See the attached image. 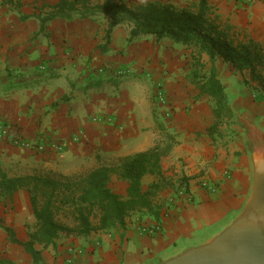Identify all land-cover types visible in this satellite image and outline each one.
<instances>
[{"label": "crops", "instance_id": "crops-1", "mask_svg": "<svg viewBox=\"0 0 264 264\" xmlns=\"http://www.w3.org/2000/svg\"><path fill=\"white\" fill-rule=\"evenodd\" d=\"M59 1L0 0V121L24 141L38 143L46 137L51 144L65 145L56 153L48 143L38 153L0 142V169L12 177L87 174L116 168L156 145L163 148L167 138L174 143L161 160L169 184L154 198L153 211L136 212L123 224L87 237L61 234L56 248L43 251L44 264H154L203 242L237 215L250 195L252 165L235 117L210 133L215 103L200 96L191 51L182 45L151 36L130 41L127 24L116 27L106 45L104 16L59 18L42 31L38 16L49 14ZM113 1L186 8L201 0ZM207 1L236 43L253 41L264 49V0ZM202 63L209 73L212 64L206 55ZM214 67L230 105L247 108V116L264 132V90L231 64L217 60ZM156 83L163 86L166 105L154 100ZM181 179L189 185V196L177 195ZM156 180L146 176L143 189ZM206 181L217 191H208ZM109 186L127 195L128 184L117 176ZM23 193L27 191L15 194L14 203ZM140 224H159L161 231L142 235ZM5 239L0 229V252L18 263L16 246ZM27 240L28 235L21 241Z\"/></svg>", "mask_w": 264, "mask_h": 264}, {"label": "trees", "instance_id": "trees-1", "mask_svg": "<svg viewBox=\"0 0 264 264\" xmlns=\"http://www.w3.org/2000/svg\"><path fill=\"white\" fill-rule=\"evenodd\" d=\"M95 16H104L108 20L106 45L110 43L113 30L127 24L130 41L151 36L158 42L168 40L191 51L195 68L193 81L200 96H207L215 103L216 121L210 133L225 121L234 119L226 87L214 67L217 60L231 64L236 73L247 72L250 81L264 90V49L253 41L236 43L228 28L213 15L207 0L186 8L162 2L128 6L123 1L113 0H60L49 14L38 16V19L43 31L45 25L55 19ZM106 47L103 46L102 51ZM203 55L212 64L209 73H201ZM166 140L163 148L156 145L154 150L128 159L116 168L100 167L87 174L12 177L0 169V203L13 202L16 193L27 191L35 219V228L28 234V240L21 241L0 215V229L7 235V241L22 248L33 264H44L43 251L56 248L61 234L87 237L93 232L123 224L136 212L153 211L154 198L169 184L163 175L161 160L170 152L174 140ZM113 175L128 184L125 197L110 188ZM149 175L157 180L144 190L142 181ZM1 264L16 263L5 261Z\"/></svg>", "mask_w": 264, "mask_h": 264}, {"label": "water", "instance_id": "water-1", "mask_svg": "<svg viewBox=\"0 0 264 264\" xmlns=\"http://www.w3.org/2000/svg\"><path fill=\"white\" fill-rule=\"evenodd\" d=\"M252 165V186L242 210L209 238L154 264H264V132L247 108L231 105Z\"/></svg>", "mask_w": 264, "mask_h": 264}, {"label": "rangeland", "instance_id": "rangeland-1", "mask_svg": "<svg viewBox=\"0 0 264 264\" xmlns=\"http://www.w3.org/2000/svg\"><path fill=\"white\" fill-rule=\"evenodd\" d=\"M201 71V69H198ZM126 73V72H125ZM125 73L121 74L122 76L125 75ZM201 73H204V69L201 71ZM159 83H156L154 88H156V85ZM154 100L157 102V98L154 95ZM231 97V95H230ZM62 175L58 172H51L46 175L40 174V176H58ZM65 176V175H64ZM69 176V175H66ZM24 198L19 197V203L13 202H1L0 203V215L4 220V224L6 226H9L13 228L17 234V237L22 240L23 237L28 235L31 231L35 228V219L32 214V209L29 203V195L28 193H23ZM20 196V195H19ZM68 224H71L72 222H67ZM7 240V235L5 234ZM10 244V243H9ZM16 251L14 253V259L17 260L18 263L16 264H33L32 259L25 254L22 248L16 246ZM6 253V252H5ZM50 253V252H49ZM19 256L21 259H19ZM8 261L7 258H5V255L0 252V264L1 262Z\"/></svg>", "mask_w": 264, "mask_h": 264}, {"label": "built area", "instance_id": "built-area-1", "mask_svg": "<svg viewBox=\"0 0 264 264\" xmlns=\"http://www.w3.org/2000/svg\"><path fill=\"white\" fill-rule=\"evenodd\" d=\"M242 2L246 4H251L252 0H241ZM125 72H120V74H123ZM154 95L157 98V103L161 105L167 104V96L163 90V86L161 83L156 85V88L154 90ZM45 140H41L38 143H33L29 141H24L20 137H17L13 134L12 130L9 126L2 123L0 121V142H6L8 144H13L16 146L26 147L27 149L35 150L38 153H44L46 151L47 144H51V140H48V138H43ZM74 141L78 140L77 138H73ZM51 146L55 149V152L58 153L63 150L65 147L64 143H53ZM203 186L210 192L217 191V186L210 183V182H203ZM177 195L178 196H189V185L186 181L181 179L177 182ZM139 230L142 235H148V236H155L156 234L160 233L161 226L159 224H152L149 226L146 225H139Z\"/></svg>", "mask_w": 264, "mask_h": 264}]
</instances>
